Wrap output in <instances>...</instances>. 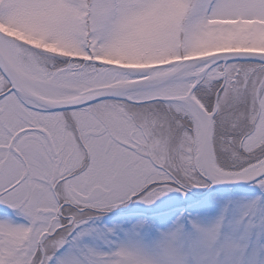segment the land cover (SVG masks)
Masks as SVG:
<instances>
[{
    "label": "snow or ice",
    "instance_id": "1",
    "mask_svg": "<svg viewBox=\"0 0 264 264\" xmlns=\"http://www.w3.org/2000/svg\"><path fill=\"white\" fill-rule=\"evenodd\" d=\"M0 264H264V0H0Z\"/></svg>",
    "mask_w": 264,
    "mask_h": 264
}]
</instances>
